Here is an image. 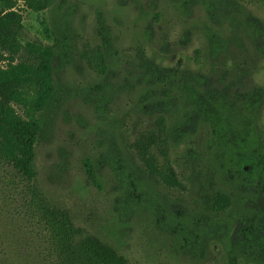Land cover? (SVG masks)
Instances as JSON below:
<instances>
[{"label": "rangeland", "instance_id": "rangeland-1", "mask_svg": "<svg viewBox=\"0 0 264 264\" xmlns=\"http://www.w3.org/2000/svg\"><path fill=\"white\" fill-rule=\"evenodd\" d=\"M18 9L28 39L67 32L76 42L78 62H57L61 100L38 151L48 195L129 264H264V186L212 167L214 133L193 100L259 90L264 137V0H55L41 12L18 0ZM84 44L105 45L111 61L101 75L79 60ZM159 118L183 189L149 175L132 146ZM218 191L233 197L237 214L210 210ZM14 197L13 185L1 186L7 247L41 249L13 221Z\"/></svg>", "mask_w": 264, "mask_h": 264}, {"label": "trees", "instance_id": "trees-1", "mask_svg": "<svg viewBox=\"0 0 264 264\" xmlns=\"http://www.w3.org/2000/svg\"><path fill=\"white\" fill-rule=\"evenodd\" d=\"M22 1L34 12L55 4V0ZM245 27L249 33L253 30L251 23ZM25 30L18 0H0V191L4 184L13 185V221H23L39 238L41 249L27 242L10 249V235L0 233V264H129L116 246L100 234L86 231L44 188L38 151L51 129V111L61 100L57 62L75 61L76 42L67 32L49 35V43L31 40ZM77 52L79 60L100 75L111 61L104 44H84ZM193 100L194 108L214 133L209 143L212 167L234 169L264 186V137L256 130L262 101L259 90L233 101L197 95ZM168 132L166 120L159 118L132 146L149 175L183 189L168 156ZM86 167L87 175L96 178V168ZM129 182L133 187L131 179ZM5 204L9 206L7 201ZM234 206L233 197L222 191L209 203L214 212L237 214ZM28 253L34 263L31 257L26 263L22 260Z\"/></svg>", "mask_w": 264, "mask_h": 264}, {"label": "flooded vegetation", "instance_id": "flooded-vegetation-1", "mask_svg": "<svg viewBox=\"0 0 264 264\" xmlns=\"http://www.w3.org/2000/svg\"><path fill=\"white\" fill-rule=\"evenodd\" d=\"M166 184V183H165ZM167 185V184H166ZM168 186V185H167ZM170 187V186H169Z\"/></svg>", "mask_w": 264, "mask_h": 264}]
</instances>
